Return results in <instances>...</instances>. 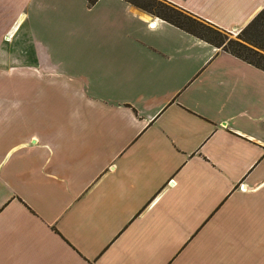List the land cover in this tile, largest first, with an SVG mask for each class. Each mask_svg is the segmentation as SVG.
I'll return each instance as SVG.
<instances>
[{
	"label": "crops",
	"instance_id": "1",
	"mask_svg": "<svg viewBox=\"0 0 264 264\" xmlns=\"http://www.w3.org/2000/svg\"><path fill=\"white\" fill-rule=\"evenodd\" d=\"M0 264H264V69L130 0H0Z\"/></svg>",
	"mask_w": 264,
	"mask_h": 264
},
{
	"label": "trees",
	"instance_id": "2",
	"mask_svg": "<svg viewBox=\"0 0 264 264\" xmlns=\"http://www.w3.org/2000/svg\"><path fill=\"white\" fill-rule=\"evenodd\" d=\"M97 0H89L90 3H95ZM131 2L137 4L140 6V4L136 0H130ZM162 6L165 8H168L170 12L166 11L164 13H161L160 15L179 25L180 27L187 29L194 34L205 38L209 40L210 42L221 46L234 54L254 63L255 65L261 67L264 69V44L257 42L252 38V36H245V35H239L240 39L236 38H228L226 30L219 28L218 26L208 22L209 24L201 23L197 19H201L189 12L184 13L185 10L180 9L176 7L175 5L169 3V2H161ZM142 5V4H141ZM146 6V5H145ZM147 7V6H146ZM167 10V9H166ZM189 13V14H188ZM181 14H184L187 18L191 19L193 22L197 21V23L204 24L206 27H208L210 30H212V33H215L216 36L212 37L207 35L206 33L200 31L198 28H193L188 26L185 23V20H181ZM203 20V19H202ZM188 21V20H187ZM205 21V20H204ZM207 22V21H206ZM250 25L253 28L258 29L260 32L264 33V7L258 11V13L254 16L253 20L250 22Z\"/></svg>",
	"mask_w": 264,
	"mask_h": 264
},
{
	"label": "rangeland",
	"instance_id": "3",
	"mask_svg": "<svg viewBox=\"0 0 264 264\" xmlns=\"http://www.w3.org/2000/svg\"><path fill=\"white\" fill-rule=\"evenodd\" d=\"M136 1L140 4V6L142 8H144L148 12H150L152 14H155V15H158L160 17H162L160 15L161 13H164L166 11L170 12V10H168V8H166V7L164 8L162 6L161 2H163V3L166 2L164 0H136ZM184 13H187V12L184 11ZM147 14H149V13H147ZM149 15L151 16V14H149ZM253 18L249 22H247L245 25H243L241 27H234L231 30H226L228 38H236V39L239 38L240 39L239 35H245V36H247V35L249 36L250 35L257 42H260V43L264 44V33L260 32L258 29L253 28L250 25V22L253 20ZM181 20H185V23L188 26L193 27V28H198L200 31L206 33L209 36H212V37L216 36L215 33H212L213 32L212 30H210L204 24H201V23L209 24L208 22H206V21H204L202 19H197L199 22H201L199 24V23H197V21L193 22L191 19L187 18L184 14H181ZM209 25H211V24H209ZM221 46H223V45H221Z\"/></svg>",
	"mask_w": 264,
	"mask_h": 264
},
{
	"label": "bare ground",
	"instance_id": "4",
	"mask_svg": "<svg viewBox=\"0 0 264 264\" xmlns=\"http://www.w3.org/2000/svg\"><path fill=\"white\" fill-rule=\"evenodd\" d=\"M153 23V22H152Z\"/></svg>",
	"mask_w": 264,
	"mask_h": 264
}]
</instances>
